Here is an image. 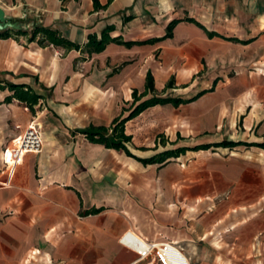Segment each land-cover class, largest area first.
Segmentation results:
<instances>
[{
    "label": "crops",
    "instance_id": "obj_1",
    "mask_svg": "<svg viewBox=\"0 0 264 264\" xmlns=\"http://www.w3.org/2000/svg\"><path fill=\"white\" fill-rule=\"evenodd\" d=\"M0 4L80 45L31 40L36 25L0 37V264H160L121 241L128 231L175 243L192 264H264V0ZM105 30L116 41L89 51ZM149 73L158 95L185 101L127 120L134 155L90 140L83 129L130 114ZM31 123L43 148L11 174L4 148Z\"/></svg>",
    "mask_w": 264,
    "mask_h": 264
},
{
    "label": "trees",
    "instance_id": "obj_2",
    "mask_svg": "<svg viewBox=\"0 0 264 264\" xmlns=\"http://www.w3.org/2000/svg\"><path fill=\"white\" fill-rule=\"evenodd\" d=\"M96 4H98V0H94ZM192 21H195L196 23L200 24L197 20L194 18H189ZM178 20H173L169 27H168V33L167 36L172 35V29L175 23ZM201 25V24H200ZM11 30L16 29H6V30H0V37H4L6 34H8ZM20 33H24L27 30H17ZM40 35L41 38L39 41L41 43H44V41L54 43L56 45H64L67 47H75L80 48V45L77 43L72 42L68 38L61 35V33L54 28L45 27L43 25H36L33 30V34L31 36V40H34L37 38V36ZM117 38H113L108 30H105L102 34V36L99 38L97 34H91L89 36V41L87 43V48L89 51H101L105 48L107 43L110 41H116ZM147 88L144 92H142L140 95L137 94V90H134L133 96L134 100L130 108H124V109H131L130 114L127 117H123V114L116 116L112 123L107 125H91L88 128L83 129L82 131L86 133L87 137L94 141L99 142L107 147H113L116 149H124L128 154L134 155L131 153L129 148L127 147V144L129 141H131L132 136L130 134L126 133L125 130V123L127 120L137 116L139 113H141L144 109H146L149 106L158 104V103H167V102H173L174 104H179L181 102H184L185 99L183 98H173V97H167V96H160L156 92V88L154 86V78L151 73L148 74L147 77ZM174 81H171L168 83V87L173 86ZM1 85V84H0ZM2 87V86H0ZM8 87L10 89L15 91V96H17L20 99L26 100L30 105H33L38 101L39 96L35 93L28 92L27 90H24L22 86L17 84L8 83ZM149 92H152L153 95L149 98H146L142 100L141 102L137 103L147 95ZM11 96L7 97V99H10ZM222 145H235L236 142L234 141H223L221 143ZM262 147H264V143L260 144ZM186 148H178L173 150H166L163 151L155 156L148 157V158H139L144 162H155V161H163L166 159V157L171 155H178L180 152L184 151ZM137 157V156H136Z\"/></svg>",
    "mask_w": 264,
    "mask_h": 264
},
{
    "label": "built area",
    "instance_id": "obj_3",
    "mask_svg": "<svg viewBox=\"0 0 264 264\" xmlns=\"http://www.w3.org/2000/svg\"><path fill=\"white\" fill-rule=\"evenodd\" d=\"M16 128L21 130L18 135L12 138L9 145L4 148L3 162L5 168L12 174L15 168L23 163L27 153H38L42 150L44 142L41 130L33 123L23 128L16 124ZM121 241L128 247L136 250L140 258L153 255L160 264H190L182 255L175 243L144 241L140 248L135 246L136 237L131 232L122 235Z\"/></svg>",
    "mask_w": 264,
    "mask_h": 264
},
{
    "label": "water",
    "instance_id": "obj_4",
    "mask_svg": "<svg viewBox=\"0 0 264 264\" xmlns=\"http://www.w3.org/2000/svg\"><path fill=\"white\" fill-rule=\"evenodd\" d=\"M27 16L24 14L18 18L10 16L5 8L0 4V30L16 29V30H28L29 26L26 24ZM38 25V24H34Z\"/></svg>",
    "mask_w": 264,
    "mask_h": 264
},
{
    "label": "rangeland",
    "instance_id": "obj_5",
    "mask_svg": "<svg viewBox=\"0 0 264 264\" xmlns=\"http://www.w3.org/2000/svg\"><path fill=\"white\" fill-rule=\"evenodd\" d=\"M24 14H26V16H27V19L25 22L29 26V28L34 26V24L38 23V21H37L38 17L37 16L31 17L30 11L28 9H23L22 14H20V15H12V14H9V15L18 18L20 16H23ZM263 22H264V20H262V24H263ZM232 31H235V29H233ZM223 72H224V81H226L227 84L232 82V80H236L235 77H236L238 72L234 67H223ZM228 76L231 79V81H229ZM201 85L205 86V84H201ZM214 87H215V83L210 82V84L208 85V88H214ZM160 94H161L160 96L163 95L162 93H160ZM161 141H162V139H161Z\"/></svg>",
    "mask_w": 264,
    "mask_h": 264
},
{
    "label": "bare ground",
    "instance_id": "obj_6",
    "mask_svg": "<svg viewBox=\"0 0 264 264\" xmlns=\"http://www.w3.org/2000/svg\"><path fill=\"white\" fill-rule=\"evenodd\" d=\"M135 237H136V239H137V242H135L134 244H135V246L137 247V248H140V246L142 245V243L144 242V241H146L145 239H143L141 236H139V235H137V234H135V233H133V232H131ZM181 251V250H180ZM182 252V251H181ZM182 255H183V257L185 258V259H187L188 261H189V259H188V257L182 252ZM189 263L190 264H192L190 261H189Z\"/></svg>",
    "mask_w": 264,
    "mask_h": 264
}]
</instances>
